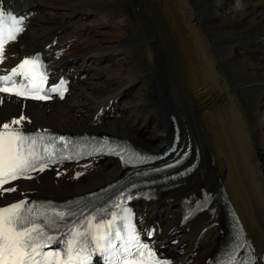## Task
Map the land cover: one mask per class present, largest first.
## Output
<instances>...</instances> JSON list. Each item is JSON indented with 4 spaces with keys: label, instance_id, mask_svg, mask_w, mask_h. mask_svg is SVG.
I'll return each mask as SVG.
<instances>
[{
    "label": "bare ground",
    "instance_id": "6f19581e",
    "mask_svg": "<svg viewBox=\"0 0 264 264\" xmlns=\"http://www.w3.org/2000/svg\"><path fill=\"white\" fill-rule=\"evenodd\" d=\"M0 8L23 18L0 73L36 49L52 83L67 88L50 101L0 92V123L24 117L13 127L108 131L157 151L176 114L198 165L136 202L139 228L165 244L170 264H210L235 231L233 209L254 264H264V0H0ZM111 105L122 116L110 115ZM122 173L112 157L52 166L5 185L15 191L0 194V207L81 194Z\"/></svg>",
    "mask_w": 264,
    "mask_h": 264
},
{
    "label": "snow or ice",
    "instance_id": "6c2138e0",
    "mask_svg": "<svg viewBox=\"0 0 264 264\" xmlns=\"http://www.w3.org/2000/svg\"><path fill=\"white\" fill-rule=\"evenodd\" d=\"M3 14H0V20ZM15 26L13 31H9L5 36L0 29V61L4 58V44L9 40H14L16 34L23 29L18 25L22 21L12 20ZM30 66L25 76L31 75L32 82L37 79L42 83L45 77L39 72V64L35 60H24L19 66L21 70ZM18 73L13 69L12 76ZM12 79L11 76L0 77V84L7 85ZM62 83V82H61ZM43 89H37L42 91ZM15 92L16 95H24V92L15 90V82L11 88L0 86V92ZM51 91H60L59 88H53ZM60 91V96L63 97ZM34 99H46L47 96H34ZM24 117L12 120L8 123H0V194L4 191H15V188L5 189L3 186L19 178L26 177L30 170H36L37 161L46 157L51 158L55 154V144H41L42 137H33L23 134L19 128L13 125H20ZM56 139V138H54ZM59 143L67 144L63 139ZM42 149V151H41ZM46 165L41 164L39 170H43ZM126 211V210H125ZM55 216L64 217L65 213L57 212ZM97 217H89L84 223L73 230V239L66 241L61 251L44 252L43 249L55 239L48 236L45 228L37 221L40 215L34 212L33 207H26V202L12 204L9 207L0 208V264H87L91 259V253L87 252L88 245L95 242V250L102 253H108L110 249H115L116 245L112 243L113 224L117 217L113 215L112 220L106 223H94ZM44 226H49L48 220L43 221ZM129 229L131 225H128ZM84 228V231H80ZM107 229V231H105ZM78 238H83L82 240ZM115 239L123 241L119 229L115 232ZM107 241V246L101 243ZM135 243V253L130 249ZM122 253L117 249V255L123 256V264H159L155 259L154 253L146 245L139 243L138 237L133 231L128 232V240L121 245ZM87 253V254H86ZM63 254V255H62ZM129 256L135 258L131 261ZM106 264H120V261H113L112 255L104 256Z\"/></svg>",
    "mask_w": 264,
    "mask_h": 264
},
{
    "label": "rangeland",
    "instance_id": "374dc122",
    "mask_svg": "<svg viewBox=\"0 0 264 264\" xmlns=\"http://www.w3.org/2000/svg\"><path fill=\"white\" fill-rule=\"evenodd\" d=\"M86 72V73H85ZM90 71L89 70H84V72H83V80L85 79V77H87V74L89 73ZM86 74V75H85ZM93 97H89L88 99H85L84 101V103H83V109L82 110H84V111H86V112H89L90 110H92L93 109V107L92 106H94L93 104H92V102H97V96L95 95H92ZM91 99H93V101L91 100ZM89 106V107H88ZM110 108V109H109ZM109 108H108V113L110 114V115H113V116H122V114H121V111L119 110L120 108H119V106H113V105H111V106H109ZM116 108V109H115ZM115 109V110H114ZM88 110V111H87ZM118 110V111H117ZM82 112V113H86V112ZM151 113V110H147V111H145V110H139V115L140 116H143L144 114H150L149 112ZM119 112V113H118ZM125 114H127V113H125ZM124 114V115H125ZM130 113H128L127 115H129ZM177 116V115H176ZM170 117V116H169ZM221 117H224V115L223 116H221ZM171 118V117H170ZM177 118L178 119H180V122H182L181 121V118L179 117V116H177ZM181 125V127H182V134H184L183 132H184V129H183V126H182V124H180ZM58 131H63V130H58ZM104 132H106V131H104ZM107 133H110V132H108L107 131ZM111 134V133H110ZM113 134V133H112ZM133 139V138H132ZM134 140V139H133ZM46 198H53V199H58V198H54V197H52V196H48V197H46ZM178 233V232H177ZM177 233H176V235H177ZM175 236V235H174ZM196 252L194 251V254H195Z\"/></svg>",
    "mask_w": 264,
    "mask_h": 264
}]
</instances>
